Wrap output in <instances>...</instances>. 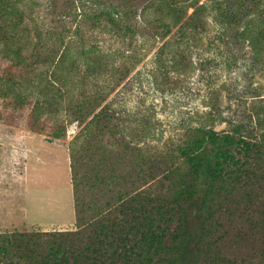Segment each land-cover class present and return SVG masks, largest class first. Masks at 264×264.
<instances>
[{
    "label": "rangeland",
    "instance_id": "rangeland-1",
    "mask_svg": "<svg viewBox=\"0 0 264 264\" xmlns=\"http://www.w3.org/2000/svg\"><path fill=\"white\" fill-rule=\"evenodd\" d=\"M108 1L117 4V0ZM196 1L206 0H179L178 5L185 8ZM127 4L135 14L131 32L124 33L98 26L94 17L98 6L90 0H5V18L18 25L11 29L13 40L7 45L0 41V90H11V82H19L17 89L28 100L16 111L11 96L0 100V233L76 231L72 164L80 177L98 163L132 172L137 150L158 157L180 145L199 123L210 124L206 118L212 105L220 113L217 118L223 120L214 127L220 132L228 130L230 121L245 123L253 103L250 97L264 95V68L246 69L242 65L245 50L235 49L238 64L220 75L213 85L218 91H207L203 74L189 61L196 63V58L201 59L198 54L214 56L209 41H214L216 28L211 20L198 36L200 42H181L178 51L167 47L159 60V50L178 30L171 28L170 35L161 39L149 29V24L163 18L165 1L131 0ZM192 11L187 7V15ZM14 49H19L17 57L12 54ZM179 50L186 53L185 59ZM174 52L176 73L171 67ZM98 56L107 66L103 75H98V68L90 69L98 63ZM42 84H53L59 91L52 94L53 88H48L40 93ZM102 90L108 94L101 106L112 115L110 122L101 121L98 126L92 121L84 127L69 119L68 109L77 100ZM44 99L52 106L39 120L46 126L65 124L64 140L32 129L33 105ZM73 152L77 163L72 162ZM79 195L88 200L95 193L82 189ZM237 226L244 228L245 224ZM257 237L253 239L260 246L237 242L228 256L241 260V256L253 255V250L259 254L264 241Z\"/></svg>",
    "mask_w": 264,
    "mask_h": 264
},
{
    "label": "trees",
    "instance_id": "trees-1",
    "mask_svg": "<svg viewBox=\"0 0 264 264\" xmlns=\"http://www.w3.org/2000/svg\"><path fill=\"white\" fill-rule=\"evenodd\" d=\"M90 1L98 6L94 16L98 26L131 32L135 14L127 4L131 0H117V4ZM164 1L163 18L149 24V29L161 39L170 35L171 28L178 30L159 50V60L167 47L178 51L181 42H200L198 36L211 20L216 28L214 41H209L214 56L198 54L201 59L196 58V63L189 61L203 74L207 91H218L213 85L220 75L238 64L234 49L245 50L242 65L246 69L264 68V0L196 1L187 6L193 9L190 15L187 7L178 5L179 0ZM4 4L0 0V41L7 45L18 21L5 18ZM14 14L18 16L17 11ZM18 50H12L15 57ZM179 54L186 58L183 50ZM175 55L171 56L174 73ZM101 58L90 67L92 72L98 68V75L107 68ZM11 83V90H0V100L11 96L13 109H23L28 97L18 91L19 82ZM48 88H53L52 94L59 91L53 84L39 85L38 91ZM107 95L102 90L83 96L68 109L69 119L84 127L92 121L98 126L101 121L110 122L112 115L101 106ZM250 99L253 103L245 123L230 121L228 130L215 131L223 120L217 118L220 113L212 105L206 118L210 124L199 123L180 145L158 157L137 150L132 172L98 163L80 177L72 164L77 230L0 233V264H264V243L259 254L253 250V255L241 256V260L227 254L237 242L255 248L260 242L253 237L264 241V95ZM51 106L48 99L33 105L32 129L53 140H64L65 124L46 126L39 120ZM71 157L77 163L74 152ZM82 189L95 195L81 200ZM239 223L245 227L239 228Z\"/></svg>",
    "mask_w": 264,
    "mask_h": 264
}]
</instances>
